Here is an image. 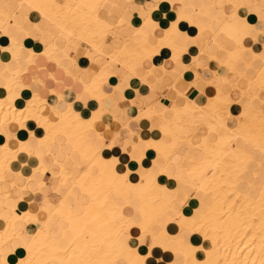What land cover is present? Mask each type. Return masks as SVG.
Returning <instances> with one entry per match:
<instances>
[{
	"label": "bare ground",
	"instance_id": "1",
	"mask_svg": "<svg viewBox=\"0 0 264 264\" xmlns=\"http://www.w3.org/2000/svg\"><path fill=\"white\" fill-rule=\"evenodd\" d=\"M9 1L0 6V47L8 55V59H0V207L3 206L2 199L11 195L3 188V183L25 190L36 173L44 175L47 171L58 180L57 184L80 189L89 201L84 204L82 213H76L73 207L79 196L73 204H69L64 194L50 213L40 219L36 213L22 210L18 205L20 200L16 199L9 217L0 213V220L3 221L0 226V264H148L155 249L172 254L173 260L168 264H264V176L260 185H255L254 181V177H260L259 172L245 176L254 165L255 170L264 168V99H260L257 93H251L252 86L264 92V56L244 44L250 29L256 28L258 31L253 37L255 42L258 33L264 34V29L262 22L255 24L248 16L242 15L241 11L248 5L246 0H228L233 12L228 16L227 23H223L219 31H213L210 37L204 34L210 28L209 22H194L192 13L187 10L188 3H192L191 6L196 9V0H160L148 7L128 0L125 8L129 10L131 6L132 9L129 15L120 19L119 29L131 27L132 30H140L146 21H152L157 28L162 26L164 33L155 37V31L151 32L144 42L125 33L121 45L110 52L105 44L109 36H114L117 25L103 14L102 17L100 10L112 0H66L63 3L58 0ZM13 1L14 9L9 7ZM209 1L211 6L215 5L214 0ZM252 2L264 10L262 2ZM24 3L40 14V20L50 21L55 31L45 34L31 13H20L19 8ZM176 4H181L182 9L174 12L172 6ZM254 11V7H249L248 12ZM134 12L142 20L137 25L131 22ZM181 22L194 26L197 32L190 34L181 28ZM181 30L197 43L202 42H199V55L194 56L183 72L160 67L175 71L178 77H185L197 58L206 55L228 69V73L222 76L224 81H229L230 74L236 75L237 80L231 82V87L239 91L241 97L233 99L231 89L217 87L216 93L212 96L209 94L203 101L198 97H189L187 91L180 92L186 100L184 106L174 101L166 104L158 97L153 101L149 95L143 97L142 107L137 106L138 102L131 101L139 109L135 120L148 117L153 122L152 126L158 127L163 134L159 139L143 140L131 123L121 124L130 134L137 136L135 142L127 139L125 147L141 165L135 171L128 167L119 171L115 165L117 162H112L104 153L105 149L110 153L115 146L114 139L104 143L105 135L97 127L105 113L111 114L104 99L112 97V94L103 90V85L117 76L111 65L116 63L120 52L134 47L145 59L139 61L137 69L121 65L127 72L146 81V74L159 67L152 64L151 59L161 48L169 47L172 50L174 63L182 61L189 46L177 42L175 34ZM228 33H232L233 37H228ZM19 35L25 39L21 41ZM3 38L7 39L6 43L2 42ZM58 38L66 45L59 46L56 42ZM154 38L156 42L152 43ZM83 43L87 45L84 53H81ZM39 52L69 73L72 66L79 63L77 53L89 60L98 56L106 59L105 65L89 82H80L84 94L96 103L92 115L84 116L75 108L74 102L64 106L66 98L62 93L57 94L61 102L59 106L50 103L25 81L24 75L32 70ZM220 52L227 53L228 58L220 59ZM147 63L151 66L145 70ZM240 63L246 66L245 70L238 68ZM139 68H144L143 73H138ZM248 70H255V74L257 71L256 77H250ZM50 74L53 78V74ZM76 79L80 81V77ZM34 80L42 83L37 77ZM206 83L210 84L209 81ZM131 87L133 83L128 86ZM245 98L248 103L242 104ZM234 103L241 106L237 114L231 111ZM221 110L235 115L237 125L230 126L221 120L218 117ZM114 118L117 119L116 116ZM192 124H195L194 131L199 126L208 129V133L199 137L198 142L193 141V136L198 134L193 132L192 136L189 133L188 128ZM23 134L27 136L23 138ZM98 142L102 146L99 147ZM182 146L187 147L184 154L179 153ZM149 149H154L157 156L150 160L149 166H144L142 162ZM71 150L78 152L80 159L89 166H97L99 174L94 175L92 170L85 169L73 175L71 169L77 166L75 161L71 162ZM196 153L202 155L201 160L196 159ZM46 154L55 159L57 171H52L45 163ZM32 156L36 157L38 165L33 167L30 175L24 177L22 170L15 167L17 164H28L23 158ZM152 167H156L157 171L151 170ZM10 173L16 179L7 181ZM181 173L186 176L182 177ZM162 175L176 182L179 188L174 191L173 184L166 183L161 187L164 195L160 197L154 194V190L160 187ZM18 177H23L25 184L19 185ZM135 178L139 181H135ZM143 181H147L148 185L140 186ZM38 186L45 187L46 182L42 180ZM111 191L118 193L124 203L119 204L112 199L109 196ZM197 198L201 205L196 208L193 205ZM134 204L133 215L126 214L125 207ZM162 204L165 206L162 207ZM149 208L151 211L146 214ZM57 217L66 218L69 222L58 237L53 235L49 226L50 221ZM160 220H166L167 225H157ZM21 221L37 224V231L24 235L18 228ZM169 225L175 226L176 231L172 232ZM133 229L140 231L136 239L133 238ZM146 234L153 238L149 245L143 242ZM192 235L195 241L190 238ZM119 241L125 243L123 248L118 246ZM16 243L21 245L24 255L13 261V255L17 252Z\"/></svg>",
	"mask_w": 264,
	"mask_h": 264
},
{
	"label": "crops",
	"instance_id": "2",
	"mask_svg": "<svg viewBox=\"0 0 264 264\" xmlns=\"http://www.w3.org/2000/svg\"><path fill=\"white\" fill-rule=\"evenodd\" d=\"M17 1H21V0H17ZM58 1L63 3L66 0H58ZM157 1L160 0H135V3L144 4L146 7H148L152 2H157ZM172 1L179 2L181 0H172ZM214 1H215V5L211 6L209 0H196L195 2L198 3V5L195 4L196 9H194V7L191 6L192 3L187 4L188 6L187 10L188 12L192 13L191 16L194 22L197 23L201 21L209 22L210 28L204 32L206 37H210L213 34V31L214 32L219 31L221 27L225 23H227L228 16L233 12V7L229 4L228 0H214ZM225 1L227 2V4ZM7 2L10 1L0 0V6L6 5ZM14 2L15 1L9 4V7L12 9L15 8ZM112 2L114 3V6ZM112 2L108 1L107 4L104 5V8L100 10V15L102 17L104 15L105 18H108L112 23L114 22V24L117 25V27H115L117 31L115 30L114 36H109L106 41L105 48L107 51L110 52L115 47L121 45L122 38L125 33L134 35L135 38L140 42L147 41L149 39V34L154 31H155V37H159L163 35L164 33L162 30L163 27L159 26V28L161 29L157 28V26H155L156 24L152 21H146L140 30H132L131 27H125L123 29L122 28L119 29L118 23L120 19L124 16L129 15L130 14L129 12H131L130 9H132V7L130 6L129 10L128 8H125L126 3L124 0H112ZM253 5L254 3L249 1L248 5H246L243 8L241 13L244 16H248L255 24H259L260 22H262L263 23L262 27L264 29V10L257 9L254 12H248L249 7H252ZM181 9H182L181 4H176L175 6H172V10L174 12L180 11ZM19 12L20 13L22 12V14L24 15H29V13H31L32 18L35 21H39L40 28H42L45 34H50L53 31H55V27L52 25V23L50 21H45L44 19L40 20L41 18L40 14L37 11H32L31 6H29L28 4L24 3L23 5H21L19 8ZM141 21L142 20L140 15H138L135 12L132 13L131 22L133 24L137 25ZM180 26L182 29L187 30L192 35H194L197 32V29L187 22H181ZM255 32H258L256 28L250 29L249 36L245 39V45L247 47H252L256 53L259 54L261 53L264 56V34L258 33V39L255 42L253 40ZM18 33L19 30L16 31V36H18L17 35ZM175 37L179 44L189 46L188 51L184 53L182 56V61L178 63H174L172 61V53H173L172 50L169 47L161 48L160 51L156 53L154 57L151 59V63L159 67L153 68V70H151L152 72L150 71L146 74L145 77L146 81H142L141 79H139V77H135L132 73L127 72L125 68L121 65L124 64L130 69H137L139 61L145 59L143 54L141 52H138L134 47H129L128 49L125 50L126 52L125 51L120 52L118 54V60L116 61V63H113L111 65V69L115 73H117V76L112 77L110 81L106 82L103 85V90L105 91V93L112 94V97H106L104 99V104L106 107H108L111 110V114L105 113L98 122L97 127L98 130L103 132L105 135L104 143H107L108 141H112L114 139L115 146L110 150V153L108 152L107 149L104 150V153L105 156L109 157V159L112 162L114 163L117 162L115 165L116 167H118L119 171H124L127 167L135 171L141 165V163L137 162L136 158L132 157L130 151L126 149L128 144L127 139L131 140V142L133 141L135 142L137 141V136L135 134H130L129 130L125 129L121 124L131 123V127L135 130V132L139 133L136 134L139 137H141L143 140H149V138L159 139L163 134L158 127L152 126L153 122L150 118L142 117L140 120L137 121L135 120V118L139 114V109L137 108L139 106L142 107L144 104L143 97L149 95L151 96L150 99L153 101L156 100L158 97L160 100L166 102V104H169L172 101H174L177 105L184 106L186 104V100L182 95L179 94L180 92L185 91L186 93L187 91L186 94L189 97L192 98L198 97L201 101H203L206 98V96H208L209 94L210 96L214 95L217 91L216 89L217 87H221L224 90L231 89L230 94L233 99L237 100L241 97L239 91H236L231 87V82H235L237 80L236 75L230 74L228 76L229 81H224L222 79L223 78L222 76L228 73V69L225 66H221L219 61H217L216 59H214L213 61V59H210L206 55H200L197 58L196 62L192 64L190 68V72L186 73L185 77H178L175 71L164 70L162 67H160V66H165L169 69H175L178 72H183L185 70L186 65L193 61L194 56L199 55L198 48L201 46L200 43L202 44V42L198 41L197 43L193 37L189 36L183 30L176 33ZM228 37H233V34L228 33ZM19 39L23 41L25 37L23 35H19ZM155 39L156 38L151 40L152 43L156 42ZM2 42L6 43L7 39L3 38ZM56 42L59 46L66 45V43L64 44L61 38H58ZM82 45L84 47L81 49V53H84L87 44L83 43ZM34 47L36 49H39V47H37L36 45H34ZM81 53L76 54L77 61H79V63L74 64L71 68V73H69L66 71L65 68L57 66L55 61H52L46 55L39 52L38 55L35 57V60L33 62L34 64L31 66L32 70L30 69L31 71H29V73H26L24 75V79L25 81L27 80L26 82L31 84V87L34 90L40 92L42 96L46 97L50 103L59 106L61 102L58 101L59 99L57 94L62 93L66 98V100L63 102L64 106H68L70 102H74L75 108H77L84 116H89L93 114V108L96 106V103L90 97L84 94L80 82L81 83L89 82L92 76L97 74V72L99 73L101 67L105 65L106 59L104 57L98 56L96 59L89 60L86 56L82 55ZM218 56L220 59L223 60L228 58L227 53H223V52L222 53L220 52ZM0 59L3 60L8 59V55L6 53L4 54L1 47H0ZM43 61L45 62V64ZM41 62H43L42 65L40 64ZM147 65L148 66H145V70L151 66V64L148 63ZM245 67L246 66L243 63L238 64V68L240 70H245L246 69ZM143 71L144 68L138 69V73L140 74L143 73ZM50 73L53 74V78ZM248 75L250 77L255 76V70L252 71L248 70ZM50 76L52 79L50 78ZM36 77L39 78L42 81V83H39L35 80L33 81V78ZM76 77H80L79 82L77 81ZM207 81H209L210 84H207L206 83ZM45 82H47V84ZM131 83H133V87L128 88L129 84ZM152 86H154V89ZM257 91L258 88L256 86L251 87V93L253 94L257 93L260 99L262 98L264 99V92L263 91L257 92ZM152 92H155V94H152ZM125 95H127V97H124ZM79 96L81 97L80 101L78 99ZM131 101L138 102L137 105L138 107L132 105ZM243 101H246L248 103L247 98H245ZM240 109L241 106L237 103H234L231 106V111L234 114H237L240 111ZM113 115L116 116L117 119H115ZM227 116H229L230 118L235 117V115H229L228 112L225 110H221L218 113V117L221 120L225 121L230 126H234L235 125L234 120L229 119ZM116 132H118V135L115 136ZM207 133H208L207 128L203 126H199L197 128V134L199 136L194 135L193 141L198 142L200 140L199 137L205 136ZM26 136L27 134L22 135L23 138H25ZM203 141L204 140H201L202 143H204ZM97 144L99 147L102 146L100 142H98ZM186 151H187V147L184 146L180 147L179 149L180 154H184ZM69 153L70 155H72L71 162L75 161L77 166V167H72V165H70V167H72V174L77 175L85 169H89L90 171L92 170L91 173L94 172L93 173L94 175L99 174V170H98L99 168L97 166L94 167L91 165L89 166L85 161H82L77 154H74L72 150ZM145 156L146 157L144 158L143 160L144 162H142V165L149 166L151 164V161L157 156V153L154 149H149V151L146 150ZM195 157L196 159L201 160L202 155L200 153H196ZM23 159L26 160L28 164L25 165L17 164L15 168L17 170H22V176L26 177L32 173L33 167L38 165V160L34 156L30 158L24 157ZM44 160L46 164L48 163L47 165L52 169V171H57L58 165L55 159L51 155L46 154L44 156ZM92 168L96 171H94ZM254 169H255V165L252 166L249 171H247L245 176L250 177ZM151 170L157 171V168L152 167ZM12 179H16L15 175L11 173L8 174L7 181H11ZM42 180L46 182V186L40 188L38 184ZM135 181H139V180L135 178ZM161 181L162 182L160 183L161 184L160 187H155L154 194L156 196L161 197L164 195V191L161 189V187L162 185H166V183H168L169 185L173 184L172 186L174 191H176L179 188L176 182L168 179L163 175L161 176ZM17 182L19 183V185H23L25 184L26 181L23 177L22 178L18 177ZM57 182H58L57 179L52 178V173L50 171H47L44 175L40 173H36L33 181L30 183V186L25 190L19 187H15V188L10 187L7 182L3 183V188L5 190L10 191L11 195L9 197L6 198L4 197L2 199V203H3L2 207L4 210L1 209L2 207H0V213L4 217H9L12 214L11 213L12 208L16 204V199H18L20 200L18 201V205L20 208H22V210H29L31 212H34L40 217V219H44L46 214L50 213V211L52 210L53 205L58 201H60L64 194L67 195L66 198L69 204H73L76 197L79 196V200L74 204L73 209L76 213H82L84 210V204H86L89 201L88 196L83 194L81 190L78 188H74L71 185H67L66 187H64L60 184H57ZM146 185H148L147 181H143L140 183V186L142 187ZM109 196L114 200L116 199V201L119 204L124 203L123 198L115 191H111L109 193ZM140 205H142V203ZM200 205H201V201L199 198H197L193 206L197 208L200 207ZM163 206H165V204H162V207ZM135 207L136 204L127 206V208L125 207L124 211L128 215H133ZM150 211H151L150 208L146 209V214L149 213ZM0 223H1L0 226H2L3 221L0 220ZM68 225H69L68 220L63 217H57L54 220L50 221L49 223L52 233L56 237H58L62 233L61 230L67 228ZM169 227L172 232L176 231L175 226L169 225ZM18 228L25 233L24 235L26 234L30 235L37 231L38 225L35 223L33 224L24 223L23 221H21L18 223ZM68 234L71 237L70 231H68ZM132 234H133V238L136 239L139 236L140 231L138 229H133ZM125 236L129 237L128 234H126ZM190 238L193 241H195L194 235H192ZM152 240L153 238L152 235L150 234H146L143 237V242L147 245L151 244ZM15 246H17L16 247L17 252L13 255L12 258L13 261H16L18 257L24 255V252L21 249V245L19 246V243H16ZM118 246L123 248L125 246V243L124 242L120 243L119 241ZM153 259L155 260L153 261ZM171 260H173V256L171 253L167 251H163L161 249L158 250L155 249L153 255L149 257L147 263L168 264ZM121 263L124 264L123 262Z\"/></svg>",
	"mask_w": 264,
	"mask_h": 264
},
{
	"label": "rangeland",
	"instance_id": "3",
	"mask_svg": "<svg viewBox=\"0 0 264 264\" xmlns=\"http://www.w3.org/2000/svg\"><path fill=\"white\" fill-rule=\"evenodd\" d=\"M124 1H125L126 4L128 3V0H124ZM249 1L252 2V1H255V0H246V3L248 4ZM258 1H259V2H262V3L264 4V0H258ZM225 2H226V1H225ZM195 4L198 5V3H196V2H195ZM226 4H227V2H226ZM252 7H254L255 10L259 9L258 5H256L255 3H254V5H253ZM260 9H261V8H260ZM224 20H225V19H224ZM217 27H218V26H217ZM217 27H216V28H217ZM214 28H215V27H214ZM214 28H213V30H214ZM262 34H263V33H262ZM244 39H245V38H244ZM243 41H244V40H243ZM244 44H245V41H244ZM260 64H261V63H260ZM260 66H261V65H260ZM256 75H257V71H256V74H255V77H256ZM257 92H258V91H257ZM254 93H255V92H254ZM241 103H242V104H247L246 101H242ZM227 117H228L229 119H233L234 122H235L234 124L237 125V119H236L235 117H231V118H230L229 116H227ZM194 129H195V124H194V125L192 124V125L189 126V128H188L189 133H192V136H193L194 134H197V133H196L197 130L194 131ZM193 132H194V134H193ZM74 154H77L78 157L81 158V157H80V154H79L78 152H77V153L74 152ZM257 157L260 158V156H257ZM82 161H83V160H82ZM85 162H86V161H85ZM256 171H257V172H256ZM253 172H255L256 174H258V172H259L258 175H260V174L262 175V176L260 175V177H254V181H255V183H256L255 185H257V184L260 185V183H261L262 180H263L264 169H261V170H257V169L255 170V169H254ZM71 173H72V169H71ZM183 174H184V175H183ZM73 175H74V174H73ZM180 175H181L182 177H183V176H184V177L186 176L185 173H181ZM241 187H242V186H241ZM254 193H255V192H254ZM166 223H167L166 220H160V221H158L156 224H157V225H160V226H166V225H167Z\"/></svg>",
	"mask_w": 264,
	"mask_h": 264
}]
</instances>
